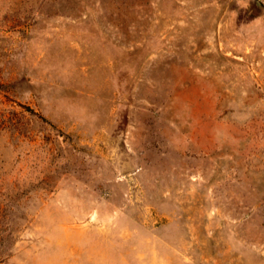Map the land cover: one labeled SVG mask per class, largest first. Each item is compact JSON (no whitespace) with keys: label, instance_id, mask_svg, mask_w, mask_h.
<instances>
[{"label":"rangeland","instance_id":"obj_1","mask_svg":"<svg viewBox=\"0 0 264 264\" xmlns=\"http://www.w3.org/2000/svg\"><path fill=\"white\" fill-rule=\"evenodd\" d=\"M0 264H264V0H0Z\"/></svg>","mask_w":264,"mask_h":264}]
</instances>
